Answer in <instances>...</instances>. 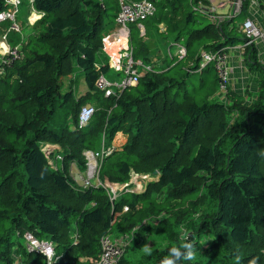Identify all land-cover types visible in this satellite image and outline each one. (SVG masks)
<instances>
[{
  "label": "trees",
  "instance_id": "obj_1",
  "mask_svg": "<svg viewBox=\"0 0 264 264\" xmlns=\"http://www.w3.org/2000/svg\"><path fill=\"white\" fill-rule=\"evenodd\" d=\"M148 1L155 13L144 26L164 23L185 56L173 58L167 71L145 73L118 97H104L94 87L108 70H96L95 62L106 20L113 22L119 11L117 0H33L41 18L27 37L20 26L16 32L11 22L0 23V38L22 54L10 67L0 58V264H13V254L22 263L35 255V264L45 263L26 250L24 233L54 245L52 264H94L100 238L113 232L127 238L117 264H133L124 259L128 241L153 227L163 232L166 247L139 263L163 264L171 248L182 251L189 241L196 248L206 234L201 260L185 263L184 250L173 264H264V68L254 102L245 105L228 89L231 105L216 103L215 72L199 66L202 54L227 51L233 37L225 25L232 19L216 28L197 9L198 0ZM131 42L139 59L144 45ZM194 42V54L182 66ZM246 51L250 68L260 69L254 47ZM79 78L87 91L76 99L73 82ZM85 104L95 111L78 128ZM228 112L237 115L232 125L219 120L212 126ZM117 133L126 142L103 158L100 180L125 186L132 173L149 180L141 192L125 190L111 202L104 188H79L67 166L84 169L83 152H96L102 137L110 145ZM45 144L59 148L52 153L63 158L59 168L51 167Z\"/></svg>",
  "mask_w": 264,
  "mask_h": 264
},
{
  "label": "built area",
  "instance_id": "obj_2",
  "mask_svg": "<svg viewBox=\"0 0 264 264\" xmlns=\"http://www.w3.org/2000/svg\"><path fill=\"white\" fill-rule=\"evenodd\" d=\"M246 1L248 0H228L226 5L228 4L230 11L226 15L216 13V10L213 8L205 9L199 6L197 9L205 12L209 17L210 22L217 28L225 20L232 19L238 15ZM249 2L251 6L255 4V0H249ZM117 4L119 11L114 20L117 28L111 34L101 38L100 52L106 58L108 69L117 73H122L124 77L120 82H111L104 77V74H100L95 80L94 87L97 91L101 92L104 97H118L125 89L136 86L142 75L153 71L148 65H145L141 61L133 58V51L129 44V26L134 24L140 27L139 24L142 21L151 18L155 13L153 2L148 0L132 2L127 0H117ZM19 5V0H4V9L0 11V23L4 21L11 22V30L16 32L20 29L19 25L15 21L17 15L16 9ZM240 31L243 37L242 47L247 48L249 46L262 45L264 48V24H262V26H258L252 19H246L241 24ZM5 42L6 39L2 36L0 38V48L3 47V43ZM177 55L178 59L184 57V48L179 47ZM0 58L6 67H10L14 61L22 59L19 46L13 48L5 47L0 52ZM206 65H211L215 72L219 95H226L229 86L230 74V70L227 65L226 51L202 54L199 69H203ZM94 111V107L89 104L80 106L76 118L77 127L82 128L86 126L94 114ZM104 144L105 143L102 137V148L100 151H85L83 153L85 159L86 177L82 180V184L85 183L82 186L83 188H86L94 185L97 188H104L107 192H109L110 201H114L117 198L115 190L116 187L112 184L101 181L99 178V170L102 160L104 157H108L112 152L111 148H103ZM49 152L44 151L46 157H49ZM49 163L50 165L52 164L51 160ZM128 191L134 192L131 190ZM123 210L126 211V208H123ZM24 238L29 243L28 252H35L41 255L45 260L44 264L53 263L54 245L50 241L37 240L29 233H26ZM126 239V237L111 238L107 235L101 237L99 240L101 252L99 259L95 261L94 264H117L124 254L123 252L126 245Z\"/></svg>",
  "mask_w": 264,
  "mask_h": 264
},
{
  "label": "crops",
  "instance_id": "obj_3",
  "mask_svg": "<svg viewBox=\"0 0 264 264\" xmlns=\"http://www.w3.org/2000/svg\"><path fill=\"white\" fill-rule=\"evenodd\" d=\"M22 1H26V0H22ZM28 1L30 2L29 8L24 2H21L23 6H26V10L23 11L20 10V12L17 13V18L19 20V23L21 24L19 26L22 28L24 32H26V35L24 37L28 36V34L31 31V26L41 18V14L33 10L32 7L33 0H28ZM226 2H228V0H198V2L196 3V7L198 8L199 6H201L205 9L213 8L216 10V13L226 15L230 11L228 4L226 5ZM238 18H241L240 23L237 22ZM26 19H28V22L26 23L27 25H24ZM246 19H252L258 26H262V24H264V0H255V4L252 6L250 5L249 0L246 1L243 4L240 13L235 17H233L232 20L228 21L227 25H225V33L232 32V37H233L232 43H230V46H228L226 51L227 65L230 70L228 89L234 97L241 100L245 105H249L255 101L256 97L260 92V86L263 79L262 68H264V48L262 45L253 46L254 47L253 58L256 61L257 65L260 66V69L258 68L251 69L250 68L251 63L249 64L248 53L246 51V48L242 47L243 37L240 31V26ZM144 23L141 22L139 24L140 27L138 25H134L130 28L131 33L129 38V44L132 48V51H134V54L136 50L135 47L133 46L134 42L131 41L138 42L140 40V42H142L144 45L143 53H138L137 58L139 59L136 60L141 61L145 65H148L149 67H151L152 70L157 69L158 72L167 71L172 66V65L169 66V64L172 63L173 58L178 57L177 52L179 50V47L184 48V50L185 47L183 46L182 43L176 42L173 36H168L166 34V26L164 23H159L155 25H151L150 23H148L145 26L143 25ZM106 26L108 28H105L103 31H101V38L108 34H111L117 28L114 21L111 22L106 20ZM7 42L3 44V47H10L11 44ZM171 46L175 47L174 53H171V51L169 50V47ZM163 48H164V52H163ZM101 56H103V54L99 50L96 58L98 57V59L100 60V58H102ZM104 59L106 62L105 64H97L95 62L96 70L100 69V67L104 65H107L106 58L104 57ZM140 59H143V61ZM81 81L83 83L84 91L78 93L76 95V99L84 96L87 91L83 79H81ZM217 94L218 93H216L215 95L218 96ZM116 135H119L117 141L122 139V137L124 136L122 133H117ZM125 142L126 140H124V142L121 145L123 146ZM51 146L54 147V149L57 148L56 146L53 145ZM111 146L115 148V150H119L120 147H122L120 145L119 146L115 145L113 143V140L111 142ZM73 170H74V174L72 176L71 172ZM68 174L71 178H74L73 180L76 183H79L81 177H83L82 175L83 171L81 169L69 168ZM140 188H142V186H140ZM143 237L144 236L138 239H133V243H135V241H139ZM14 258H17L20 261V259L15 255ZM35 262L36 260L31 262H23V263L35 264Z\"/></svg>",
  "mask_w": 264,
  "mask_h": 264
},
{
  "label": "rangeland",
  "instance_id": "obj_4",
  "mask_svg": "<svg viewBox=\"0 0 264 264\" xmlns=\"http://www.w3.org/2000/svg\"><path fill=\"white\" fill-rule=\"evenodd\" d=\"M20 1V5L17 7V13L18 12H20V10H26V6H23L22 5V3L21 2H24L26 5H27V7L29 8V6H30V2L28 1V0H26V1H22V0H19ZM31 12H33V11H31ZM17 18V17H16ZM240 21H241V18H238L237 19V22H239L240 23ZM28 22V19H26V21H25V23H24V25H27L26 23ZM16 23L18 24V25H21L20 23H19V20L18 19H16ZM145 24V23H144ZM143 24V25H144ZM23 25V26H24ZM22 26V27H23ZM136 34V33H135ZM21 35L22 36H25L26 35V32H24L23 30H22V32H21ZM137 35V34H136ZM4 44V43H3ZM238 46V45H237ZM237 46H235V47H237ZM196 47H197V43L196 42H194L193 44H192V46L190 47V49H189V54H188V57L185 59V61H184V63H182L181 65L182 66H184V65H186L190 60H191V56H193V54H194V51H195V49H196ZM5 47H1L0 48V52L4 49ZM169 50L171 51V53H174V50H175V47H173V46H171V47H169ZM163 52H164V48H163ZM102 58H100V60L98 59V57L96 58V63L97 64H105L106 62H105V59H104V57L103 56H101ZM168 59V58H167ZM156 71H157V69H156ZM104 77L107 79V80H109V81H111V82H120L122 79H123V74L122 73H117V72H115V71H113V70H111V69H108L105 73H104ZM62 83L64 84V90H67V86H68V80L67 79H63L62 78ZM74 84H73V89H74V94H75V97H76V95L78 94V93H80V92H83L84 91V87H83V83H82V81H81V79L79 78V79H76V81H74L73 82ZM218 95V94H217ZM224 96V97H223ZM223 96H220V95H218V96H215V102L216 103H222V104H224V105H226V104H228L229 105V100L227 99V95H223ZM218 97V98H217ZM224 101V102H223ZM230 105H231V102H230ZM171 110H172V108H171ZM226 117L227 118H225V116H220V117H217V118H214V123H213V127L215 126V124L217 123V121H219V120H221V121H226L227 123H228V125H229V123H230V125H232V123L235 121V119H236V117H237V115H236V113H230V112H228L227 114H226ZM212 131L213 130H211V133H212ZM124 135V134H123ZM119 137V135H116L115 136V138L113 139V143L115 144V145H117V146H122L121 144L124 142V140H126L127 139V137H126V135H124L123 137H122V139H120V140H118L117 141V138ZM125 144V143H124ZM53 146H55V145H53ZM57 147V146H56ZM43 150L45 151V152H49L50 153V155H49V157L50 156H52V153H53V151H55V150H58L59 148L57 147L56 149H54V147H52L51 145H49V144H45L43 147ZM101 148H102V145H100V148L97 150V151H100L101 150ZM103 148H105V149H107V148H111L112 149V152L115 150V148H113L112 146H111V144L110 145H107V144H104L103 145ZM85 152V151H84ZM83 152V153H84ZM111 152V153H112ZM57 155H55L54 157H53V160H51V162H52V164H51V166H52V168H59V166H60V161L59 160H62L63 158L62 157H56ZM84 157V156H83ZM59 158V159H58ZM263 163H264V157H263ZM62 164V163H61ZM69 168H72V169H80L79 167H78V165L75 163V162H70V163H68V166H67V169L69 170ZM263 168H264V165H263ZM82 171H83V177H81V182H79V183H76V182H74V183H76V185L79 187V188H82L83 189V184H85V183H83L82 184V180H84L85 179V177H86V175H85V170H86V167L84 168V169H81ZM73 174H74V170L71 172V175L73 176ZM74 178H72V180H73ZM149 180V175H147V174H143V175H138V174H134V173H132L131 174V177H130V179H129V183L127 184V185H125V186H116V185H114V184H112V185H114V187H116V194H117V196L119 195V194H121L123 191H128V190H131V191H134V192H138V191H141L142 190V188H140V186H142L143 187V184H144V182H146V181H148ZM74 181V180H73ZM92 182H94V181H92ZM110 184V183H109ZM106 194H107V196H108V198H109V192H107L106 191ZM111 202H113V201H111ZM124 211V210H123ZM153 223V222H152ZM157 222H154L153 223V225H155ZM156 226V225H155ZM160 231V229H158V232ZM157 231H156V229H154V227L152 228V229H148L147 228V230H145L144 231V237L143 238H141L139 241H138V243H137V245H135V243H133V241H128V243L127 244H129L128 245V247H131V248H129L127 251H126V253H125V256H124V259H127V260H129L130 262H133V264H144V263H146L144 260H147V258H150V257H148V256H150V253L152 254V253H156L157 251H160L162 248H165L166 247V243L165 242H163L162 240H161V236H162V234H163V232H161V233H158ZM181 232V230H176L175 231V233L178 235V237H184V235H185V233H183V235H182V233H180ZM26 233H24V235H25ZM115 232H113V233H111L109 236L111 237V238H114L115 237ZM191 233H188V235H190ZM24 235H23V240H24V246H25V248H26V250H28V247H29V243H28V241L24 238ZM186 236V235H185ZM204 237H203V239L199 242V244H198V247H196V249H197V252H196V254L194 255V257H193V259L191 260V261H194V260H198V259H200L201 260V258H202V253H203V251L204 250H206V247L208 246V237L206 236V234H204L203 235ZM183 239V238H182ZM145 245H147L148 246V251L146 252L145 251ZM184 250H182L181 251V253L183 252ZM125 252V251H124ZM123 252V253H124ZM185 254V253H184ZM182 255V254H181ZM153 256V255H152ZM171 256H168L167 258H165V259H168V258H170ZM12 258H14V255H13V257ZM38 259V257L35 255L34 257H33V260H37ZM164 259V260H165ZM139 260H141V261H144V263L143 262H141L140 261V263L138 262ZM185 261V263H188V262H190V261H188V260H184ZM153 262V261H152ZM13 264H24V263H22V262H20L17 258H15V261H14V263ZM151 264H153V263H151Z\"/></svg>",
  "mask_w": 264,
  "mask_h": 264
},
{
  "label": "clouds",
  "instance_id": "obj_5",
  "mask_svg": "<svg viewBox=\"0 0 264 264\" xmlns=\"http://www.w3.org/2000/svg\"><path fill=\"white\" fill-rule=\"evenodd\" d=\"M182 249L185 250V255L183 256V258L188 261H191L197 252V249L194 247V245L190 241L185 242L182 245ZM145 251L146 252L148 251L147 245H145ZM180 251L181 250L179 248H171L170 249L171 257L179 255ZM163 264H173V259H166L163 261Z\"/></svg>",
  "mask_w": 264,
  "mask_h": 264
},
{
  "label": "water",
  "instance_id": "obj_6",
  "mask_svg": "<svg viewBox=\"0 0 264 264\" xmlns=\"http://www.w3.org/2000/svg\"><path fill=\"white\" fill-rule=\"evenodd\" d=\"M168 259H173V257H170V258H168ZM166 260V259H165ZM164 261V260H163ZM158 264H160V263H158Z\"/></svg>",
  "mask_w": 264,
  "mask_h": 264
}]
</instances>
